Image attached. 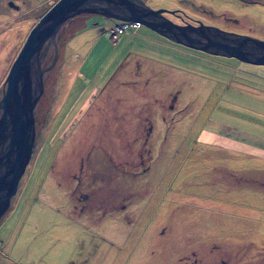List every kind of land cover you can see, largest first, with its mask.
<instances>
[{"label": "rangeland", "instance_id": "obj_1", "mask_svg": "<svg viewBox=\"0 0 264 264\" xmlns=\"http://www.w3.org/2000/svg\"><path fill=\"white\" fill-rule=\"evenodd\" d=\"M56 1L0 0V96ZM145 1L181 25L264 40L263 2ZM110 25L99 54L95 31L60 38L34 154L0 222V264H264V156L241 149L264 141V66L142 25L114 41Z\"/></svg>", "mask_w": 264, "mask_h": 264}, {"label": "water", "instance_id": "obj_2", "mask_svg": "<svg viewBox=\"0 0 264 264\" xmlns=\"http://www.w3.org/2000/svg\"><path fill=\"white\" fill-rule=\"evenodd\" d=\"M145 0H57L29 32L2 85L0 96V222L11 207L36 147V112L44 82L59 54L62 31L77 16L142 25L184 47L264 66V40L199 22L178 24ZM55 45L54 57L46 66Z\"/></svg>", "mask_w": 264, "mask_h": 264}, {"label": "crops", "instance_id": "obj_3", "mask_svg": "<svg viewBox=\"0 0 264 264\" xmlns=\"http://www.w3.org/2000/svg\"><path fill=\"white\" fill-rule=\"evenodd\" d=\"M94 16V15H93ZM109 24H113V21H108L104 18H82V17H77L75 18L68 26H67V29L70 30V29H74V31L77 33L78 36H76L77 38L80 36V35H85L86 33L87 34H91L92 31H95L97 33V38H98V41H97V45H95V47L93 48V50L91 51V53L96 50V52L99 54L100 51L98 48H96V46H98L99 42L103 40L107 41L108 40V36L107 35H104V33L106 32L105 30L102 31V29H104V27L106 26H109ZM126 32H124L123 34H125ZM124 37V36H123ZM88 38H92V37H88ZM119 41V40H118ZM117 41V42H118ZM117 44V43H115ZM90 53V54H91ZM216 135L217 132H216ZM257 139V138H255ZM255 139H252L251 141H248L247 143H250V144H246V145H243V147H241V149L244 151H247L248 149L250 148H253V152L252 153H257L258 155L260 156H264V141H263V138H259L258 137V143L257 142H254ZM256 140V141H257ZM241 140L239 139L238 142H240ZM252 143H254V146H257L258 145V149H255L254 147H252L251 145H253ZM262 143V145H261ZM240 144V143H239ZM240 147H238L239 149ZM226 150H231V151H236V149L232 150V149H226ZM228 170V169H227Z\"/></svg>", "mask_w": 264, "mask_h": 264}, {"label": "built area", "instance_id": "obj_4", "mask_svg": "<svg viewBox=\"0 0 264 264\" xmlns=\"http://www.w3.org/2000/svg\"><path fill=\"white\" fill-rule=\"evenodd\" d=\"M129 25L126 23L118 22L110 27V33L112 35V38H114V41L117 40L118 35L123 34L124 31L127 29ZM134 26V25H133ZM136 27V26H134Z\"/></svg>", "mask_w": 264, "mask_h": 264}, {"label": "flooded vegetation", "instance_id": "obj_5", "mask_svg": "<svg viewBox=\"0 0 264 264\" xmlns=\"http://www.w3.org/2000/svg\"><path fill=\"white\" fill-rule=\"evenodd\" d=\"M254 3H260V2H263L264 3V1L263 0H256V1H253ZM182 11V10H181ZM180 13V12H179ZM179 13L177 14V15H179ZM165 15L168 17V15H169V13H165ZM175 17H177V16H175ZM180 16H178L177 18H179ZM181 19V18H180ZM182 20H183V18H182ZM184 21V20H183ZM198 23L200 22V21H197ZM116 23H118L117 21H113V25L114 24H116ZM183 24V23H182ZM148 137H149V133H147V136L145 137V144H147V139H148ZM83 197L85 198V199H88V197L89 196H87V195H83ZM81 210H84V208L83 207H81ZM82 212H84V211H82Z\"/></svg>", "mask_w": 264, "mask_h": 264}, {"label": "trees", "instance_id": "obj_6", "mask_svg": "<svg viewBox=\"0 0 264 264\" xmlns=\"http://www.w3.org/2000/svg\"><path fill=\"white\" fill-rule=\"evenodd\" d=\"M12 4V3H11ZM53 4V3H52ZM84 15V14H83ZM81 16V15H80ZM80 16H77V17H80ZM93 16V15H92ZM95 17L97 16V17H100V18H103V17H101V16H98V15H94ZM76 17V18H77ZM111 22V21H110ZM113 24H111L110 26H112ZM137 28H139V26H136ZM67 30V27L66 28H64L63 29V31H62V35H61V37H63V32H64V30ZM157 34V33H156ZM121 35V34H120ZM123 35V34H122ZM159 35V34H158ZM161 36V35H160ZM163 37V36H162ZM163 38H165V37H163ZM167 39V38H166ZM111 40H113V39H111ZM169 40V39H168ZM171 41V40H170ZM171 42H173V41H171ZM115 43V42H114ZM113 43V44H114ZM117 43V42H116ZM173 43H175V42H173ZM175 44H177V43H175ZM178 45H180V44H177V46ZM187 48V47H186ZM189 49V48H188ZM190 50H193V49H190ZM193 51H196V52H201V51H197V50H193ZM202 53H204V52H202ZM208 54V53H207ZM47 80V79H46ZM45 83H46V81L44 82V88H45Z\"/></svg>", "mask_w": 264, "mask_h": 264}]
</instances>
